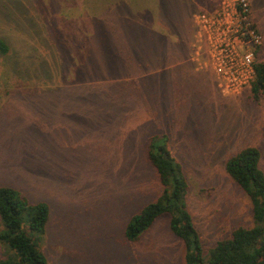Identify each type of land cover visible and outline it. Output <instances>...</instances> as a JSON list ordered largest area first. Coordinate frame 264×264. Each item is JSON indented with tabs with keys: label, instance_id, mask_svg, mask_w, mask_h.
<instances>
[{
	"label": "rangeland",
	"instance_id": "1",
	"mask_svg": "<svg viewBox=\"0 0 264 264\" xmlns=\"http://www.w3.org/2000/svg\"><path fill=\"white\" fill-rule=\"evenodd\" d=\"M191 1L193 15L213 13L221 2ZM247 1L262 37L254 59L264 61V0ZM118 3L0 0V37L11 48L0 55V184L50 206L41 242L47 264H184L167 214L136 242L124 236L129 218L161 190L147 157L152 136L158 144L164 137L183 167L186 210L204 258L251 221L249 200L225 162L255 146L264 170V97L221 90L209 68L201 69L214 84L176 71L183 67L170 62L191 59L193 15L191 47V29L174 34L154 17L169 37L166 62L151 68V60L130 57L109 71L101 53L92 59L89 52L115 22Z\"/></svg>",
	"mask_w": 264,
	"mask_h": 264
},
{
	"label": "trees",
	"instance_id": "2",
	"mask_svg": "<svg viewBox=\"0 0 264 264\" xmlns=\"http://www.w3.org/2000/svg\"><path fill=\"white\" fill-rule=\"evenodd\" d=\"M118 1L122 7L118 3L121 8H116L112 14L115 22L112 20L101 30L100 37L92 39L101 44L99 48H92L89 56L93 59L101 53L110 64L111 72L117 71L111 65L113 62L124 64L130 57L151 60L152 63L147 61L151 68L161 66L168 58L169 37L162 27L153 25L154 17L160 25L170 26L174 34L188 35L189 18L184 10L188 0ZM10 49L0 37V55H7ZM176 51L180 54L183 50L178 47ZM118 59L121 60L117 62ZM138 60L137 68L141 67ZM254 71L249 90L250 95L258 99L264 97V61L255 60ZM155 137L150 138L147 157L161 190L153 201L129 218L124 228L126 240L136 242L159 216L167 214L170 231L184 245V264H264V170L260 166L259 149L246 146L225 162L227 174L249 200L250 223L233 228L204 258L199 233L186 210L184 199L189 184L183 167L171 155L166 139L162 137L158 144ZM50 213L45 201L29 200L19 189L0 184V264H47L41 242Z\"/></svg>",
	"mask_w": 264,
	"mask_h": 264
},
{
	"label": "built area",
	"instance_id": "3",
	"mask_svg": "<svg viewBox=\"0 0 264 264\" xmlns=\"http://www.w3.org/2000/svg\"><path fill=\"white\" fill-rule=\"evenodd\" d=\"M250 13L247 0H221L213 13L193 15L191 60L209 68L225 92L250 89L254 80V51L262 37Z\"/></svg>",
	"mask_w": 264,
	"mask_h": 264
},
{
	"label": "crops",
	"instance_id": "4",
	"mask_svg": "<svg viewBox=\"0 0 264 264\" xmlns=\"http://www.w3.org/2000/svg\"><path fill=\"white\" fill-rule=\"evenodd\" d=\"M187 2L192 4V5H194V3H195V2H192L191 0L190 1L188 0ZM185 9H186V13H187L186 16H188V18H190L193 15L194 12H191L192 10H191L190 7H188V5H185L184 10ZM186 25H187L188 29H191L189 31L190 34H189V37H188L189 38L188 39V44L186 46V47L189 48V46L191 47L192 34H193V29H192V26H191L190 19H188ZM170 63L173 64V65H176L177 67H183L181 69L177 68V70H176L180 75H183V74L191 75V76L196 77L198 79L201 78V79H204L206 82L209 81L211 84L212 83L214 84V78L210 79L208 76H204V74L208 73L209 70L201 69V68L196 67L195 63L190 59L189 56L180 58V59L175 60L174 62L172 61ZM195 82L197 83V80H195ZM201 83H202V81H201Z\"/></svg>",
	"mask_w": 264,
	"mask_h": 264
}]
</instances>
